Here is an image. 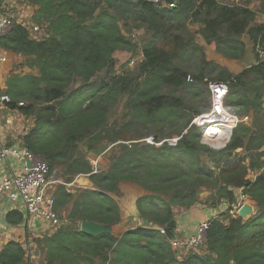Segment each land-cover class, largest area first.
<instances>
[{
	"label": "trees",
	"instance_id": "16d2710c",
	"mask_svg": "<svg viewBox=\"0 0 264 264\" xmlns=\"http://www.w3.org/2000/svg\"><path fill=\"white\" fill-rule=\"evenodd\" d=\"M22 1L38 6L35 18L44 35L33 38L27 25L13 19L0 46L32 56L40 76L13 73L1 93L10 96V109L35 116L22 146L59 170L66 182L84 174L93 186L75 193L57 188L56 209L63 219L68 213L74 229L62 226L45 238L47 264H264V60L258 50H264V23L258 21L264 0L260 10L250 8L249 0H176L174 7L150 0ZM195 24L200 25L196 31L191 28ZM138 32L146 36L139 66L117 73L115 53H134ZM245 36L256 59L236 74L207 60L198 42L203 39L240 59L246 55ZM180 59L189 64H178ZM100 74L104 78L94 81ZM208 80L228 82L227 103L241 115H253L220 150L203 143L200 127L193 123L207 108L197 98L203 86L209 93ZM123 100L120 123L114 111ZM175 135L176 144L167 141ZM150 136L153 144L144 140ZM107 149L108 167L92 173L89 153ZM202 155L213 165L204 164ZM126 183L144 191L137 198L142 225L121 236L80 230L85 220L122 221L116 197L123 195ZM240 188L257 208L248 219L231 212ZM202 189L210 191L206 203L228 201L232 207L212 220L205 249L179 256L170 241L176 236L175 209L195 205ZM6 217L18 225L25 215L10 210ZM0 264H27V249L20 241H9L0 251Z\"/></svg>",
	"mask_w": 264,
	"mask_h": 264
},
{
	"label": "built area",
	"instance_id": "2783aa9c",
	"mask_svg": "<svg viewBox=\"0 0 264 264\" xmlns=\"http://www.w3.org/2000/svg\"><path fill=\"white\" fill-rule=\"evenodd\" d=\"M154 1L157 3L162 2L163 5L169 7L175 6V3L167 4L164 0ZM12 19V16L3 13L0 8V39L11 32L13 28ZM33 31H39L38 33L41 36L44 35L38 26H34ZM31 34L33 38H39L37 35L34 36L33 32ZM260 54L263 56L264 50H261ZM2 60H5V58ZM207 89L210 95L209 106L194 118L193 123L200 127L202 142L220 150L227 146L235 128L251 117L250 115L240 116L227 103L230 93L228 82L208 80ZM1 101L6 104L11 101V98L8 94H3ZM19 104L23 105L24 103L20 102ZM178 139L179 137H173L167 139V141L171 144H176ZM144 140L148 143H154L152 136ZM163 142H158L157 145ZM9 159L16 163H21L22 168L13 171L11 174H6L0 179V200L5 199L7 201L9 210H19V207H22L25 215L24 223L36 220L45 227H59L62 222L56 209V190L62 185L66 187L68 192H76L73 187V181L66 182L61 177L59 170L52 169L43 157L36 155L22 145H3L0 147V164ZM29 162L31 166L28 165ZM94 163L92 173H97L100 171L98 160ZM237 192L238 196L236 202L232 204L233 209L231 212L239 215V209L250 198L243 192L242 188ZM218 216L201 221L190 236H175L172 238L170 241L177 254L183 256L190 250L199 252L205 249L211 222ZM159 229L162 234L166 233L165 228L160 227Z\"/></svg>",
	"mask_w": 264,
	"mask_h": 264
},
{
	"label": "crops",
	"instance_id": "0c3cea01",
	"mask_svg": "<svg viewBox=\"0 0 264 264\" xmlns=\"http://www.w3.org/2000/svg\"><path fill=\"white\" fill-rule=\"evenodd\" d=\"M238 2L240 1L238 0ZM8 6H12L15 8L10 9ZM249 7L252 8L250 4ZM0 8L1 11L12 16L16 21L21 22L27 26L28 24H30L29 19L33 14L36 15L35 13L38 10V6H33L32 4L24 2L22 0H0ZM25 21H28V24ZM260 21L264 23V16L260 18ZM28 28L30 27L28 26ZM243 39L247 46H249V43L252 42L248 36L244 37ZM249 40L250 42L248 43ZM250 47L253 48V44H250ZM122 54V51H117L115 53V58L118 55ZM3 58H5V60H2ZM33 60L34 58L32 56L23 55L21 53H13L0 46V147L3 145H22V136L25 135L27 130L29 129V127L22 128L19 125L20 121L26 120V118H30L32 116H26L17 109H10L5 103L1 101V96L4 94L1 92H4L8 89L9 81L13 73L19 74L21 76H40V69L38 66L33 65ZM90 161L92 163V159ZM21 168L22 164L16 163L12 159L1 163L0 179L6 174H11L13 171L19 170ZM85 176L86 178H80V176H78L73 181V187L75 189L93 187L89 175ZM121 189L123 195L121 197H116V199L121 208L122 221L114 225H107L108 231H111L116 236H121L129 228L142 225V220L138 215L137 198L138 196L143 194V189L133 183L123 184L121 186ZM205 201L206 200H203V203L199 201L190 208L181 210L178 208L175 209L177 219L176 236H190L194 233L197 225L201 221L213 216H220L221 213L229 210L231 206L228 201H224L221 203L219 202L216 205L208 204ZM249 202L253 204L254 207H256L254 201L250 199ZM9 209L10 208L7 201L5 199H1L0 251L9 241L17 240L20 241L27 249V264H47V243L45 242V238H50L55 235L62 226L65 227L69 223L71 224V222H69V219L64 218L62 225L57 228L48 226L45 227L36 220H33L31 222L27 221V223L23 222L22 224L18 225H12L7 221L6 217L7 213L10 211ZM18 211L24 213V209L22 207H19ZM81 223H79L80 230ZM70 227L71 226L69 225L66 226V228L74 229V226H72L71 228Z\"/></svg>",
	"mask_w": 264,
	"mask_h": 264
},
{
	"label": "rangeland",
	"instance_id": "374dc122",
	"mask_svg": "<svg viewBox=\"0 0 264 264\" xmlns=\"http://www.w3.org/2000/svg\"><path fill=\"white\" fill-rule=\"evenodd\" d=\"M219 1H221V2H225V3H229V4H233V3H236V2H238V0H219ZM240 2L241 1H245V0H239ZM261 2H262V0H249V4H250V6L253 8V9H255V10H260V8H261ZM10 9H12V8H15V7H10V6H8ZM4 13V12H3ZM36 14V13H35ZM36 15H32V17L29 19L30 21V24H28V21H25L27 24H28V26L30 27V29H31V32H33L34 34V36H41L38 32L39 31H36V32H34L33 31V27L34 26H38L39 27V29H41V31H42V33H44L45 32V30H43L44 29V27L43 26H41L40 24H38V22H37V20H36ZM261 17H263V16H259V19H258V21L259 22H261L260 21V18ZM13 20V19H12ZM34 25H33V24ZM199 26L200 25H198V24H195V25H193L191 28H192V30H198V28H199ZM245 37H247V36H245ZM145 38H146V36L143 34V33H141V32H138L137 34H136V36L134 37V41L136 42V44L138 45V48L135 50V52L134 53H131V52H128V51H124V50H120V51H122L123 52V54L122 55H118L116 58H115V64H114V70L117 72V73H122V72H124V71H127V70H134V69H136L138 66H139V64H140V62H141V60H142V58H143V55H142V44H143V42H144V40H145ZM198 42L201 44V45H203L204 46V53H205V55H206V57H207V60H209V61H212V62H215V63H217V64H219L218 66H220L219 68L220 69H226V70H229L230 72H232V73H239L240 71H242L247 65H249L250 63H253L254 61H255V55H254V53H253V48L252 47H250V44H252V42L251 43H249L250 42V40L248 41V43H249V46H247L248 48L246 49V55H245V57H243V58H240V59H232V58H229L228 56H226V55H224L223 53H221V52H219L218 50H217V48H216V45L215 44H206L205 42H204V40L203 39H198ZM263 49H264V47H263ZM258 50H259V52L262 50L261 49V47H259L258 48ZM261 55V54H260ZM115 56V55H114ZM263 60H264V55L262 56H260ZM198 60H199V58H194V59H192V68H196L197 67V64H198ZM178 64H182V65H184V66H186V65H188L189 63H188V61H183V60H179L178 61ZM193 70V69H192ZM102 78H104V74H100V75H98L97 77H95V78H93L94 79V81H97V82H100V80L102 79ZM82 85V81H80V82H78L77 84H75V86H74V88L76 89V88H80V86ZM198 85V87H202V85H200V84H197ZM203 88V90H204V92L202 93V94H200L199 96H198V98H197V101L199 102V104H201L202 106H205V107H207L208 108V106H209V102H210V95H209V93L207 92V90L204 88V86L202 87ZM187 96L188 97H191V95H189V94H187ZM127 98H128V96H125V101L127 100ZM201 101H203V103H201ZM123 104H124V100L119 104V105H117L116 106V108H115V111H114V115H117L118 116V119H119V121H120V123L121 122H124L123 121V118L121 117V115H122V113H123ZM206 108V109H207ZM240 112V111H239ZM239 114V113H238ZM240 116H244V115H250V119L249 120H247L245 123H247V124H250L251 122H252V120H253V115L252 114H250V113H247V114H245V113H243L242 115L241 114H239ZM28 120V121H27ZM111 120V122L113 121V118H111L110 119ZM34 123H35V116L33 115L32 117H30V118H26V120H23V121H20V127H22V128H26V127H29V129L34 125ZM33 124V125H32ZM32 125V126H31ZM16 128V127H15ZM169 128V127H168ZM168 128H166V130H169ZM28 129V130H29ZM28 130H27V132H28ZM26 132V133H27ZM174 137H176V135L174 136ZM110 151H108V149L104 152H102V153H100V154H97V153H95V152H93V151H91L90 153H89V155H88V157L90 158V160L92 159V163L95 165V161L96 160H98V165H99V168H100V170H103V169H106L107 167H108V165H109V156H110V153H109ZM240 152H242V151H240ZM201 158H202V160H203V162H204V164H208V165H213L209 160H208V158H207V156L206 155H202L201 156ZM264 158V157H263ZM249 177L250 178H252V179H254L255 178V174H254V171H252L251 173H250V175H249ZM210 193H209V191L208 190H205V189H202L201 191H200V193H199V201L200 202H202L203 200H209L210 201ZM205 201V202H206ZM203 203V202H202ZM68 207L70 208L71 207V203L68 205ZM68 213H65L64 212V218H66V215H67ZM59 215H60V219H61V222H63L64 221V219H63V217H62V214L59 212ZM62 225V224H61ZM60 225V226H61ZM205 251V250H204ZM36 260V259H35Z\"/></svg>",
	"mask_w": 264,
	"mask_h": 264
},
{
	"label": "water",
	"instance_id": "95a60500",
	"mask_svg": "<svg viewBox=\"0 0 264 264\" xmlns=\"http://www.w3.org/2000/svg\"><path fill=\"white\" fill-rule=\"evenodd\" d=\"M154 1V0H150ZM167 4L175 3L176 0H164ZM31 166L30 162L28 163ZM81 177L86 176L84 174L80 175ZM257 212V208L254 207L249 201L245 202L244 205L239 209V215L244 219H248L249 217L253 216ZM109 226V225H108ZM81 230L88 234L97 235L104 232H109L108 227L106 224L85 220L81 223Z\"/></svg>",
	"mask_w": 264,
	"mask_h": 264
}]
</instances>
